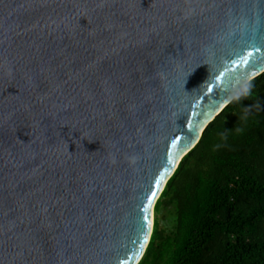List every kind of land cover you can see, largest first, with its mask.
Wrapping results in <instances>:
<instances>
[{
    "label": "water",
    "instance_id": "obj_1",
    "mask_svg": "<svg viewBox=\"0 0 264 264\" xmlns=\"http://www.w3.org/2000/svg\"><path fill=\"white\" fill-rule=\"evenodd\" d=\"M263 73L264 0H0V264H139L179 163Z\"/></svg>",
    "mask_w": 264,
    "mask_h": 264
},
{
    "label": "trees",
    "instance_id": "obj_2",
    "mask_svg": "<svg viewBox=\"0 0 264 264\" xmlns=\"http://www.w3.org/2000/svg\"><path fill=\"white\" fill-rule=\"evenodd\" d=\"M240 91L168 180L139 264H264V73Z\"/></svg>",
    "mask_w": 264,
    "mask_h": 264
},
{
    "label": "snow or ice",
    "instance_id": "obj_3",
    "mask_svg": "<svg viewBox=\"0 0 264 264\" xmlns=\"http://www.w3.org/2000/svg\"><path fill=\"white\" fill-rule=\"evenodd\" d=\"M156 183H157V186H159L160 181L158 180ZM156 195H157V192H156V191H153V192L151 193V196H152L153 198H155ZM145 218L147 219V217H145Z\"/></svg>",
    "mask_w": 264,
    "mask_h": 264
},
{
    "label": "clouds",
    "instance_id": "obj_4",
    "mask_svg": "<svg viewBox=\"0 0 264 264\" xmlns=\"http://www.w3.org/2000/svg\"><path fill=\"white\" fill-rule=\"evenodd\" d=\"M245 91L247 90V89H244ZM241 94V91L238 89L237 91H236V95H237V97L239 96Z\"/></svg>",
    "mask_w": 264,
    "mask_h": 264
}]
</instances>
